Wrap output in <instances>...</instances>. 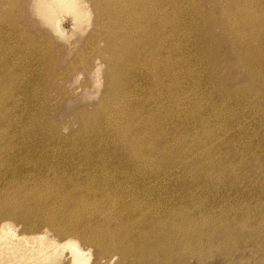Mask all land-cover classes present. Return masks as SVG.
Returning <instances> with one entry per match:
<instances>
[{"label": "bare ground", "instance_id": "bare-ground-1", "mask_svg": "<svg viewBox=\"0 0 264 264\" xmlns=\"http://www.w3.org/2000/svg\"><path fill=\"white\" fill-rule=\"evenodd\" d=\"M19 1L0 0V15L9 16L21 5ZM21 1L27 10L23 17L32 19H30L32 26L38 27L35 31L41 32L44 36H46L44 33L51 34L65 43L70 37L61 27L63 16L71 18V30L76 29L77 41H80L87 30L81 26L88 24L94 17L91 28L86 32L87 42L98 41L97 34L103 30L100 39L105 44L107 52L91 53L93 50L90 48L85 51V47H80L75 51L76 55L69 64L70 67L81 55L84 59L82 64L87 67L86 73L94 92L100 91L92 112L85 113L80 121L81 130L73 134L74 138L78 139L77 143L67 142L64 136L60 137L59 131L56 132L54 129L57 126L54 127L46 117L42 118L43 124L37 123L38 120H35L28 111L22 110L15 121L10 120L9 112L18 109L20 102H16L15 97L4 99L7 95L4 89L17 73L7 67L11 57L2 54L0 160L7 162L9 172L25 166L40 176L42 174L40 171L50 173L52 178L41 177L36 180L34 188L26 191L24 187H18L10 196L1 190L3 192H0V264H89L91 250L88 246L95 248L99 253L116 254L119 264H180L179 255L187 251L183 246L182 251H179L180 245L188 242L199 246L193 233L199 235V241L205 237L209 244L207 247H212L210 239L215 238L214 232H228L237 223L235 215L229 221H221L219 224L205 223L202 221L203 217L199 215L197 222L200 223L194 225L197 223L194 222L193 225L179 227V211H176V207L173 208L179 206L178 199L171 198L166 203L169 207L167 208L162 206L165 205L164 197L156 193L158 189L169 187V183L179 187V175L172 171L173 167L179 165V157H169L170 142L179 131V125L176 124L179 123V94L171 96L168 85H165L163 80L166 77L176 79V75L180 73L181 64L179 63L178 71L177 63L171 61L172 55L180 53L178 48L180 38L177 32L168 38L163 34L166 29H173V22L172 26L166 22L168 17L165 14V1ZM223 4L221 8L223 19L219 21L214 15L209 17L212 22L210 28L214 27L219 31L215 37L218 39L216 45L226 44L227 52L223 59L236 60L229 69L242 68L246 75L241 73L243 74L241 78L253 82L256 78L264 76V0H227ZM204 17L201 16L202 19ZM205 25L200 28L198 35L202 37L204 33V37L207 38L211 30ZM29 28L22 23L21 26H16L14 31L19 29L26 31ZM43 35L42 39L46 38ZM201 40L206 49L211 50L210 58L205 59L210 69L205 71L208 75L217 77L218 71L210 62L211 58L215 61L217 57L216 46L212 47L213 49L209 48V43L207 44L204 38ZM72 49L66 51V57L72 54ZM51 54L39 53L36 58L49 60L46 56ZM103 67L105 79L101 83L98 75ZM79 74L80 72L70 81L75 89L80 88L75 80V78L78 80ZM18 77L20 78V75ZM252 88L251 84L243 87L239 90L240 95L234 96L233 100L235 102L245 100L248 93L253 91ZM22 91L21 95L27 96L26 91H29V87ZM39 95H42L40 90ZM165 95L167 98L170 95L171 108L176 111L170 113L168 120L163 119L158 113L155 120H151L149 116L153 114L152 112L163 108L161 97ZM38 96L36 94V98ZM46 103H40L38 106L47 112L52 104L49 107ZM104 123L105 126H102ZM14 125L28 130L24 138L18 135L16 137L14 134L11 136L14 140L22 139L17 145L7 137L9 129H14L15 134L18 131V127ZM165 126L174 129L171 132L172 137L165 134ZM90 132H93V140L87 137ZM53 139L62 142H55L56 145L51 147L49 144L53 143ZM202 174L188 179V184L200 182L205 184L203 179L205 176ZM6 214L16 217L24 224L42 222L45 225L44 229L35 233L18 232L15 226L8 222L9 219L3 217ZM240 224L239 228L242 226V223ZM209 225L213 226L211 230H204L199 234L202 227L208 229ZM47 232H53L61 239L62 236H66V239L56 240L48 236ZM179 236L183 238V243L179 241ZM78 240L88 246L79 245ZM228 245L229 241L222 244V240L218 239L215 248ZM226 255L230 254L228 252L223 254V259ZM112 257L107 259L110 264L114 259Z\"/></svg>", "mask_w": 264, "mask_h": 264}, {"label": "rangeland", "instance_id": "rangeland-1", "mask_svg": "<svg viewBox=\"0 0 264 264\" xmlns=\"http://www.w3.org/2000/svg\"><path fill=\"white\" fill-rule=\"evenodd\" d=\"M164 1L165 14L168 17L166 22L170 24L173 22V29H166L163 34L165 38H168L176 35L177 32L180 38L178 47L180 48V56L172 55L171 59L172 62L177 63L178 71L179 63L181 64L180 73L178 72L176 79L166 77L163 80V83L168 85L171 96L179 94V123H176L179 125V131L176 132L178 135L174 139L171 138V154H169V157L172 158L179 157V165L172 168V171L179 175V187L169 183V187L158 189L156 193L164 197L165 205L162 206L167 208L169 207L166 203L171 198L178 199L179 206L176 205L173 208L176 207V211H179V227L193 225L192 223L197 222L199 215L203 217L204 220L202 221L205 223L219 224L221 221L227 222L230 218L232 219L233 215L236 216L235 221L237 222L228 232L220 231L218 233L215 231V238L210 239L212 247H207L209 244L205 241V237L199 241V235L193 233V237L196 242H199V246H194L188 242L185 245H180L179 251H182L181 248L183 247H186L187 251L179 255V263L186 264L189 260L187 264H264V246L261 247L264 245V76L256 78L253 82L241 78L245 74L242 68L229 69L236 60L223 59V55L227 52L226 44L216 45L218 39L215 37L218 36L219 31L214 27L210 28L212 22L209 17H211L210 15L215 16L214 18L219 19V21L223 19L221 8L224 5L223 2L227 0ZM19 3H21L18 7L19 10L15 8L9 16L0 15V62L3 59L2 54H8L11 58H9L7 67L17 73L11 83L6 84V87L8 85L9 88L5 87L4 91H6H3L7 94L4 99L15 97V101L20 102L18 103V109L9 112L12 116H10V120L13 121L14 119L15 121V118L23 111H28L35 120L39 121L37 123L43 124L44 120L42 118L46 117L47 121H51L50 123L54 127L57 126L54 129L56 132L59 131L60 137L64 136L67 142L77 143L78 139H75L73 134L81 130L80 121L84 118L85 113L90 114L92 112L100 91L99 93L94 92L86 73L87 67L84 63L82 64L84 59L81 55L72 64L73 66L69 67V64L73 61L72 57L76 55L75 51H78L80 47H85V51L90 48L93 50L91 53H106L105 44L100 39L103 30L97 34L99 42H87L86 32L89 31L95 20L93 17L88 24L81 26L82 28L86 27L87 30L80 41H77V31L76 29L71 30V18L65 15L62 18L61 27L70 37L65 43L51 34L44 33L46 35L44 36L41 32L35 31L38 27L32 26V19L30 18V20L29 17H26L27 21H25L26 19L23 16L26 15L27 10L23 1L20 0ZM201 16H205V19H202ZM22 23L30 28L26 31L23 29L14 31V28L21 26ZM204 24H206L205 27L211 30L207 38L204 37V33H202V37L198 35V31L204 27ZM41 35L46 38L42 39ZM201 38H204L207 44L209 43V48L216 46L217 57L215 61L211 58L210 62L215 65L214 69L218 71L219 76L217 77L208 75L205 71V69H210L205 59L210 58L211 50L206 49ZM70 48H73L72 54L66 57V51ZM39 53L52 54L46 56L49 57V60H40L36 58ZM103 70L104 67L101 69L102 73L100 72L98 75L101 83L105 79ZM78 72H80L78 80L76 78L75 80L80 88L75 89L70 81ZM234 76L239 78H234ZM247 83L253 86L252 93H248L245 100L235 102L233 97L240 95L239 90L248 86ZM69 84L70 86H66ZM27 86L29 91H26L27 96L24 97L21 92ZM41 87L44 91L41 90ZM39 90L42 97L38 96ZM64 93L67 95H64ZM170 95L168 98L166 95L161 97L163 108L153 111V114L149 116L151 120H155L156 113L163 119L168 120L170 113L176 111L171 108ZM248 99L249 101H247ZM24 103L26 104L24 105ZM40 103H46L49 107L52 104L50 110L47 112L46 109L42 110L38 106ZM14 126L18 127L17 125ZM102 126H105V123ZM172 129H170V126H165V134L171 135L168 137L173 136L171 132L174 129ZM25 132H28V130L19 127L16 134L14 129H9L7 137H9V141H13L17 145L22 139L14 140L11 136L14 134L16 137L18 135L20 138H24L27 135ZM87 137L89 140H93V132H90ZM52 141L53 143L49 144L51 147L56 145L55 142H62L56 141V139ZM6 165H8L7 162L0 160V192L4 190L8 196L18 187H24L23 189L26 191L34 188L35 183H37L36 180L41 179V177L52 178L50 173L40 171L42 173L40 176L36 174V171L28 170L25 166L17 171L10 170L9 172ZM200 173L205 176L203 178L205 184L201 182L194 185L188 184V179ZM3 217L8 218V222L15 226L18 232L35 233L43 230L45 226L42 222L24 224L16 217L8 216V214ZM198 223L200 222L194 225ZM240 223H242L241 228H239ZM204 227L201 228L199 234L204 230L213 228L212 225H209L208 229ZM233 231L235 232L234 235ZM47 235L56 240L64 241L66 239V236H62V239L60 236L58 238V235L53 232H47ZM218 239L222 240V244L229 241V245L221 247L223 249L215 248ZM179 241L182 243L184 241L181 236H179ZM78 243L83 247L88 246L80 240H78ZM88 248L91 250L89 264H110L108 261L110 256L114 257V259L112 257L113 262L110 261L111 264H119V258L116 254L112 252L99 253L91 246H88ZM227 252L230 255H226L223 259V254Z\"/></svg>", "mask_w": 264, "mask_h": 264}]
</instances>
